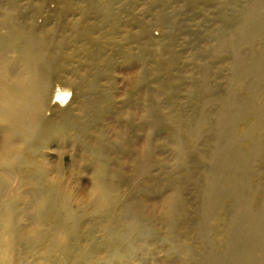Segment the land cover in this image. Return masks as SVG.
<instances>
[{"label": "bare ground", "instance_id": "1", "mask_svg": "<svg viewBox=\"0 0 264 264\" xmlns=\"http://www.w3.org/2000/svg\"><path fill=\"white\" fill-rule=\"evenodd\" d=\"M186 1L195 7L215 0ZM83 2V22L106 8ZM242 2L234 16L224 3L216 45L194 56H228L226 86L214 90L210 67L200 64L203 96L185 117L180 107L149 102L115 112L100 107L110 99L105 94L81 95L65 65L67 41L27 25L31 0H0V264H124L138 249L154 253L150 237L166 245L169 264H264V0ZM70 11H59L60 18ZM83 22L79 34H92L95 27ZM173 36L169 30V42L154 53H169L161 60L167 74L179 61ZM106 111L118 122L112 137ZM195 158L205 164L192 179L201 194L192 219L198 246L176 232L187 211L180 187L170 188L174 173L191 171ZM79 165L90 172L83 199L64 181L65 169L72 175ZM154 182L163 195L148 210L140 193Z\"/></svg>", "mask_w": 264, "mask_h": 264}, {"label": "rangeland", "instance_id": "2", "mask_svg": "<svg viewBox=\"0 0 264 264\" xmlns=\"http://www.w3.org/2000/svg\"><path fill=\"white\" fill-rule=\"evenodd\" d=\"M242 1L215 0L208 3L199 2L195 7H189L186 0H97L96 4L100 7L112 11L111 17L104 19L101 13L106 8H100L99 15L91 13L88 20L83 22V0H31L33 11L30 12V19L26 23L30 27L34 25L51 29L56 32L58 39L67 41L65 65L68 71L72 72L74 79L82 85L78 92L81 95L91 94L93 99H100L101 95L105 94L110 99L101 100L100 107H115V112L134 107L136 111V107H144L146 102H149V105L159 107H180L184 116L190 117L193 115L191 107H199V100L203 96L200 90V64L210 67L214 90L221 91L226 86L225 77L229 65L228 56H212L207 59H194V56L196 57L201 49L216 45V34L220 33L223 26L220 10L224 3H227L226 15L234 16L237 15ZM66 7H70L71 11L62 19L59 11ZM173 15L176 17L172 18ZM160 16L168 20L160 23ZM81 22L87 27H95V31L90 35L79 34L77 25ZM169 30L174 32L171 49L179 58L176 69L171 74H167L161 67L162 57H168L169 53L163 52L160 56L154 54L158 48L162 51L161 48L169 42L166 37ZM91 83H95L94 88H90ZM70 93L71 98L76 95L74 90ZM168 93H171V98ZM80 98L82 96L78 99ZM104 115L108 118L104 119L106 134L112 137L118 122L114 121L116 119L110 112L106 111ZM136 141L139 142L138 139ZM74 149L73 152L80 155V152ZM167 155L169 152L163 154ZM121 156L124 158V155ZM52 157L49 161L54 167L58 158L55 155ZM195 161L196 158L190 162L191 171L174 173L170 188L172 184L180 187L187 211L186 219L177 224L176 232L178 236L188 238L198 246V241L194 240L192 233V222L198 219L201 194L192 186V179H200L198 166L205 164ZM69 170L70 168L65 169L68 178L65 177L64 181L69 182L68 188L75 197L83 199L90 187V172L80 165L72 175ZM177 178L179 179L176 180ZM155 184H146L154 193L148 187V190L145 187V191L140 193L148 210H151L163 195L155 192ZM165 194H168V191ZM154 225L160 230V234H165L164 225L160 220L154 221ZM151 240V237L148 238V241L152 242L154 253L147 254L138 249L132 256L124 258V264H169L173 257L166 245L157 238Z\"/></svg>", "mask_w": 264, "mask_h": 264}]
</instances>
